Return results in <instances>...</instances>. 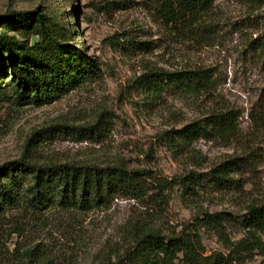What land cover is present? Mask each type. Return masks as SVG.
Masks as SVG:
<instances>
[{
	"label": "rangeland",
	"instance_id": "obj_1",
	"mask_svg": "<svg viewBox=\"0 0 264 264\" xmlns=\"http://www.w3.org/2000/svg\"><path fill=\"white\" fill-rule=\"evenodd\" d=\"M33 11L61 29L63 44L95 62L99 77L50 104L19 105L9 65L1 61L0 167L21 158L37 166L121 167L165 187L163 202L153 189L141 200L114 199L88 212L53 207L38 213L25 204L6 208L0 214V264H132L128 252L134 248V224L165 237L194 226L204 257L222 254L230 256V264H264V248L231 254L232 245L246 238L240 227L246 209L264 204V131L248 119L264 89V0H213L201 26L182 34L165 27L154 0H0V16ZM27 29L0 24V33L31 47L36 37ZM131 42L140 45L132 48ZM150 69L204 71L210 86L193 96L169 90L153 100L137 84ZM226 111L237 116L238 140L199 139L175 151L164 135ZM98 123L97 130L105 126V131L96 140L46 131ZM238 157L252 163L234 176L241 192H215L206 188V177L205 188L192 194L183 182L191 172L206 175ZM203 213L230 216L227 242L197 224ZM260 239L264 245V236Z\"/></svg>",
	"mask_w": 264,
	"mask_h": 264
},
{
	"label": "trees",
	"instance_id": "obj_2",
	"mask_svg": "<svg viewBox=\"0 0 264 264\" xmlns=\"http://www.w3.org/2000/svg\"><path fill=\"white\" fill-rule=\"evenodd\" d=\"M212 6L213 0H154L157 17L176 34L193 33L194 28L201 26L202 18L211 11ZM46 20L36 11L0 16V24L8 27L21 24L36 37L31 47H25L14 37L0 33V63L6 60L9 65L10 83L14 84V99L19 105L25 102L50 104L85 81L99 77L95 62L79 50L63 44L60 40L61 29L57 25H49ZM202 30L206 32L207 28ZM139 45L137 42L128 44L132 48ZM252 48L259 49L257 46ZM122 49L129 50L127 47ZM208 78L200 70L168 73L150 69L138 77L137 84L144 94L157 100L169 90L192 96L205 93L210 86ZM248 119L256 129L264 131V89L248 113ZM236 121L237 116L231 111L215 112L164 135L175 151L199 139L229 142L239 139ZM99 125L79 128L55 126L46 131H69L79 139L96 140L105 131V126L97 130ZM251 167L252 163L246 157L232 158L215 166L206 175L191 172L183 182L192 194L205 188L202 184L206 177L209 178L205 181L206 188H212L215 192L229 189L241 192L243 186L234 176ZM27 180L30 183L25 185ZM164 187L163 184L154 185L150 177L142 172L121 167L70 164L37 166L21 158L0 167V214L6 208L15 209L18 204H25L38 213L53 207L88 212L106 207L114 199L141 200L153 189L158 190L157 197L163 202L161 189ZM196 220L198 225L213 231L227 242L226 229L233 224L229 215L203 213ZM240 227L246 231V238L232 245L231 254L238 256L262 251L264 245L260 238L264 236V204L248 207ZM189 229L188 233L165 237L152 227L134 224L131 229L134 248L128 252L129 262L230 264V256L212 254L204 257L198 229L194 226H189ZM30 255L29 252L27 256ZM39 263L50 264L46 261Z\"/></svg>",
	"mask_w": 264,
	"mask_h": 264
}]
</instances>
